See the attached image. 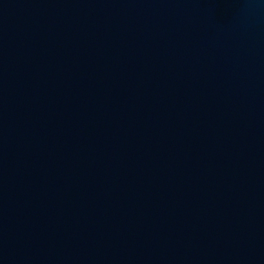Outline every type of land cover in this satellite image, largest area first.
Segmentation results:
<instances>
[{
  "label": "water",
  "instance_id": "water-1",
  "mask_svg": "<svg viewBox=\"0 0 264 264\" xmlns=\"http://www.w3.org/2000/svg\"><path fill=\"white\" fill-rule=\"evenodd\" d=\"M0 264H264V0H0Z\"/></svg>",
  "mask_w": 264,
  "mask_h": 264
}]
</instances>
